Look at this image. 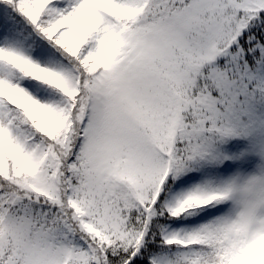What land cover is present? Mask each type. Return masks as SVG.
<instances>
[{"label":"snow or ice","instance_id":"obj_1","mask_svg":"<svg viewBox=\"0 0 264 264\" xmlns=\"http://www.w3.org/2000/svg\"><path fill=\"white\" fill-rule=\"evenodd\" d=\"M0 264H264V0H0Z\"/></svg>","mask_w":264,"mask_h":264}]
</instances>
